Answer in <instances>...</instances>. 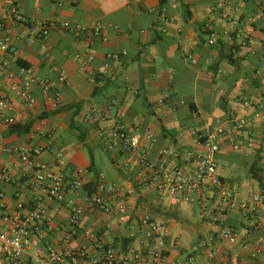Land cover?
I'll return each mask as SVG.
<instances>
[{
	"label": "crops",
	"instance_id": "0c3cea01",
	"mask_svg": "<svg viewBox=\"0 0 264 264\" xmlns=\"http://www.w3.org/2000/svg\"><path fill=\"white\" fill-rule=\"evenodd\" d=\"M14 3L31 21L99 24L106 39L97 42L96 61L88 64L86 54L82 60L75 57L83 51L81 37L65 30H55L44 41L29 44L26 28L8 22L5 29H0V43L9 36L10 43L18 47V59L31 68L33 76L50 79L54 90L62 94V103L55 109L53 93L34 87L36 105L18 106L16 125L23 129L15 133L10 128L2 129L3 143L26 148L50 145L52 151H45L37 161L55 163L57 152H62L65 164L58 170L68 180L80 170L90 172L84 178V188L68 195L87 212L85 232L74 246L86 247L90 254L98 255L87 236V232H95L120 259L132 249L162 253V260L145 258L138 264H223L227 256L237 264H254L250 249L218 239L223 226L242 230L253 225L236 212L217 223L204 221L198 205L163 204L155 192L147 189L137 191L129 200L132 210L125 227L114 214L89 210L84 199L92 192L99 174L131 186L138 165L134 155L106 148L96 128L83 118L92 110H101L111 118L102 126L110 127L123 112L129 126L156 137L154 144L142 141L149 147L151 159L164 148L200 149L196 135L206 136L221 128L224 137L216 156L218 172L241 198L252 200L264 186V8L259 2L168 0L162 6L161 0H0V10L8 12ZM212 34L217 38L214 45L209 43ZM123 50L127 56L113 62L109 72L104 73L107 57ZM3 64H8L7 72H19L12 55L0 49ZM0 93L12 95L5 74L0 77ZM114 101L118 104L113 105ZM249 133L255 142L252 150L245 147ZM232 142H241L244 149L236 151ZM0 168L10 169L13 178L8 183L0 182V190L5 193L0 199L2 228V215L18 211L20 201L15 194L22 192L25 204L35 195V190L26 186L35 170L8 154L0 156ZM207 207L214 209L212 199ZM49 213L54 230L44 242L62 250L63 227L71 212L53 204ZM147 214L168 232L164 237H146L148 229L141 228L139 222ZM259 234L256 231L250 241ZM210 237L216 242L215 261L202 245ZM30 253L36 258V251Z\"/></svg>",
	"mask_w": 264,
	"mask_h": 264
},
{
	"label": "built area",
	"instance_id": "2783aa9c",
	"mask_svg": "<svg viewBox=\"0 0 264 264\" xmlns=\"http://www.w3.org/2000/svg\"><path fill=\"white\" fill-rule=\"evenodd\" d=\"M190 1V0H184ZM264 8V0H255ZM8 22L22 26L27 30L26 42L31 44L35 40L44 41L55 30H65L70 34L81 37L83 51L76 54L82 60L86 54V61L92 64L96 61L95 48L98 41H105L101 25L85 26L58 21H31L22 14L17 4H13L8 12L0 10V29H5ZM117 28V27H116ZM20 39V36L16 37ZM7 36L1 43L2 52L12 55V61L19 65V72H7L8 64L0 65V77L5 74V81L12 93L5 96L0 93V134L2 129L16 124L18 106L34 107L37 103L32 89L42 88L44 93H53V107L58 109L62 103V94L54 90L53 82L47 78L35 77L29 67L18 63V47L10 43ZM217 38L212 34L209 40L211 45L216 44ZM84 53V54H83ZM123 50L119 54L107 57L103 68L108 73L113 62H121L127 56ZM196 63V61H194ZM27 79V77H29ZM62 82L68 84L64 79ZM162 103V101H160ZM118 102L114 101L113 105ZM185 105V102H181ZM125 114L120 113L119 120L110 127L102 124L111 120L108 114L101 110H92L84 116V122L93 125L101 143L109 149H118L120 152L132 154L136 158L138 169L134 171L131 186L109 181L106 175L99 174L94 181L93 190L84 201L89 210L100 211L104 214H114L120 224L125 227L130 219L132 210L129 200L142 189L155 192L159 202L163 204L198 205L202 220L217 223L231 213H239L253 225L237 230L230 226H223L218 231V239L231 246H240L250 249V257L254 264H264V186L255 194L252 200L240 197L239 192L229 187L218 172L216 156L221 150L224 131L217 128L206 136L197 134L200 149L179 150L164 148L159 151L155 159L150 158L149 147L144 146L145 140L150 144L157 142L151 133H142L139 128L129 126ZM254 138L249 133V140L245 147L254 148ZM236 151L244 146L241 142H232ZM45 151H52V147L26 148L7 146L0 135V156L3 154L17 156L23 165L35 170L34 176L26 186L35 190L32 200L25 204L22 192H17L15 198L19 200L18 211L2 215L3 226L0 228V264H138L140 259L147 258L154 262L163 259L162 253L155 249L143 251L132 249L120 259L112 247L103 244L95 232H87L99 254L93 256L86 247L74 246L75 240L84 231L86 210L75 205L69 198L71 192L84 188V178L89 175L88 169L80 170L75 178L68 180L58 169L64 163V154L57 152L55 163L38 162L37 157ZM12 173L8 168H0V182H11ZM5 193L0 190V199ZM214 201V209L207 207L208 200ZM59 204L70 210L68 222L63 227L62 250L44 242L53 232V218L49 213L51 205ZM147 238L164 237L168 232L161 230L162 225L154 221L147 214L139 222ZM260 232L258 238L250 241L254 233ZM212 261L216 260L217 249L215 239L210 237L203 241ZM36 251V258L30 252ZM223 264H237L227 256Z\"/></svg>",
	"mask_w": 264,
	"mask_h": 264
},
{
	"label": "trees",
	"instance_id": "16d2710c",
	"mask_svg": "<svg viewBox=\"0 0 264 264\" xmlns=\"http://www.w3.org/2000/svg\"><path fill=\"white\" fill-rule=\"evenodd\" d=\"M168 3V0H161V5L162 6H165L166 4ZM18 63L20 64V65H22V66H25V67H27L22 61H18ZM29 126L28 127H26V130H29ZM21 129H23V127L22 126H20V125H12L11 127H10V131H11V133H15V132H19V131H21ZM24 129H25V127H24ZM255 178H257L259 181H261V178H259L258 176H256ZM93 184V183H92Z\"/></svg>",
	"mask_w": 264,
	"mask_h": 264
},
{
	"label": "rangeland",
	"instance_id": "374dc122",
	"mask_svg": "<svg viewBox=\"0 0 264 264\" xmlns=\"http://www.w3.org/2000/svg\"><path fill=\"white\" fill-rule=\"evenodd\" d=\"M105 160H108L109 157L103 156Z\"/></svg>",
	"mask_w": 264,
	"mask_h": 264
}]
</instances>
